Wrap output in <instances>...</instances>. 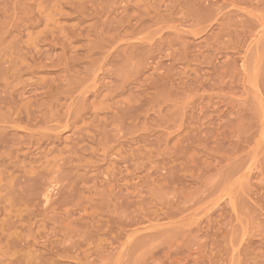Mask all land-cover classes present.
Here are the masks:
<instances>
[{
    "label": "rangeland",
    "instance_id": "rangeland-1",
    "mask_svg": "<svg viewBox=\"0 0 264 264\" xmlns=\"http://www.w3.org/2000/svg\"><path fill=\"white\" fill-rule=\"evenodd\" d=\"M0 264H264V0H0Z\"/></svg>",
    "mask_w": 264,
    "mask_h": 264
}]
</instances>
